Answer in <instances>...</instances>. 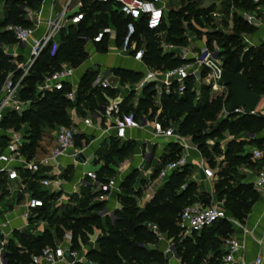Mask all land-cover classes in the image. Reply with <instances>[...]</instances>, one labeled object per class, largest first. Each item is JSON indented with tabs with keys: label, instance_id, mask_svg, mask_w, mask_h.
<instances>
[{
	"label": "trees",
	"instance_id": "trees-1",
	"mask_svg": "<svg viewBox=\"0 0 264 264\" xmlns=\"http://www.w3.org/2000/svg\"><path fill=\"white\" fill-rule=\"evenodd\" d=\"M42 1L3 0V14L0 16V88L10 72L14 74V81L19 79L20 71L17 69V65L22 63L21 57L12 58L3 51V46L16 44V40L7 28L16 25L24 28L32 27L29 21L25 19L24 8L39 5ZM79 1L81 3L79 13L83 16L82 20L78 24L70 25L60 31V41L55 54L52 56L50 54L51 46H47L35 61L29 75L21 82L19 98L23 101H31L30 107L21 114L8 113L1 122L2 129H19V127L27 124L29 128L28 138L21 148V153L28 159H33L37 155V151L41 149V141L48 133L56 130L59 126H73L68 117V111L71 108L74 107L78 115L86 116L87 112L93 113L100 110L107 103V97H113V93L110 90H103L94 85L99 74V71L94 68L87 69L82 75L77 85L74 105L66 98V94L71 90V86L67 82H64V88L61 91L44 92L42 97H40L42 93L36 94L37 87L43 82L44 78L60 71L62 65L77 69L87 60L88 54L84 50V45L86 42L92 41L93 36H95L93 43L96 45L101 44V52H106L108 35L98 34V32L99 30H105L109 23L116 25L115 46L118 48L124 45L128 29L130 30V28H132V35L129 37L127 49L134 42L138 43L140 41L139 38L143 37L145 39L142 62L147 67H152L157 71H161V69L167 71L175 68L176 64L182 63L174 55L163 53L159 47L155 36L162 26L158 31H150L147 29L143 18L138 22L133 21L130 17L121 14L114 4L102 3L101 0ZM237 1L235 0L234 4H237ZM239 6L245 10L253 11L255 9L248 0H243L239 3ZM91 18L96 22L95 26L87 25L86 22ZM233 28L235 31L240 32L239 35L236 33L230 35L215 33L211 34V36L224 39V46H228V44L238 38H240L239 42H241L240 35L244 31L250 30V27L242 21L240 16L235 19ZM169 41L176 42L173 38H169ZM134 52H136L135 49L132 54ZM222 56L224 58L222 62L224 71L245 77L248 81L250 92L264 96V44L258 48L243 50L242 43H239L236 49L232 51L228 49L222 53ZM110 72L120 77L123 83L131 85L138 83L143 77L140 72L123 69H112ZM240 72L241 74H239ZM192 81L190 77L185 81V89L182 95H178L176 92L163 93L160 97L159 107L155 104V84L148 83L142 88V98L139 100L137 107L133 108L130 104L126 107V102L129 101L126 99L124 101L126 104L122 105L121 109L125 115H130L135 120H140L146 115L152 120L158 109H160L159 119H161L164 127L183 118L179 123L177 133L182 136H190L193 143H198L204 157L211 164L212 159L204 145L207 137L201 135L202 122L199 116L203 111L205 112L203 116H208L211 113L213 104L206 103L202 107L191 106V101L194 98ZM175 89L176 84L173 83L172 90L175 91ZM129 96L128 99H130ZM224 125L226 126V128L224 126V129L233 136H239L242 132H245L252 138L247 143L232 141L227 145L225 153L221 155L223 157L222 164L224 163L225 167L217 173L222 185L226 181L232 180L228 175L236 173L238 167H258L257 163L251 161L250 154H242L241 150L247 145L255 148L264 143V138L256 139L255 137L264 129V117L232 115L230 120L225 122ZM82 141L84 145L90 142L89 138L84 135L75 136L76 143L82 144ZM133 146L134 144L131 142L120 143L116 139H109L108 147L105 143L102 144L97 153L104 164L97 172L98 181H104L109 176H112L114 171L111 167L115 164V160L123 162ZM171 147L175 148L177 145H171ZM233 150H237L238 153L234 154ZM102 152L103 154H101ZM166 155L167 152L163 153L161 159H166ZM184 168L175 170L170 174L152 200L146 204L143 212L138 211L134 199L130 197H140V193L134 192L132 189L136 179L135 172L127 175L120 183V188L126 197H119L122 207L114 211L113 217L105 216L101 218L99 213L104 209L105 202H97L98 193L87 191L84 201L80 205L81 209L74 208L59 218H48V225L54 227V235H51L48 230L38 236H26L22 233L14 232L13 235L19 245L18 247L12 245V253H4L8 264H29L31 255L39 254L46 244H53V236L61 239L64 230L71 232V252H78L82 245L88 241L89 236L93 234V226L102 231V236L97 241L96 247L85 255L86 260L91 264H163L162 254L146 246L155 241L156 235L147 228V224L144 221L147 220L151 224L156 225L159 231L166 230L171 232L174 229L180 230L177 223L182 210L190 205L188 203L196 200L195 183L191 182L183 189H179L186 176ZM19 174L24 182L30 181L29 191H34L32 196L43 201V207L32 213V215L39 216L46 204L51 201L52 196L44 199L41 195L36 194L37 183L40 179L38 175H31L29 172L21 170H19ZM5 178L4 174L0 175V181ZM248 188H252V186L250 184L237 183L231 189L225 188L219 192V196L225 197L226 202L236 199L234 203L228 204V207L231 208L230 214L241 223L246 220L247 213L252 208V205L246 203L245 192ZM200 196L202 197L201 204L208 206L210 203L209 194L201 193ZM85 208L87 210H84ZM80 212L83 213L80 215ZM216 229L226 232L229 238L235 232L233 226L227 221H218L210 228L203 229L200 232V237H196V241L206 240ZM191 235L195 236L197 233L193 232ZM189 237L190 239H185L182 242V248H178L177 251L181 264H202L204 259L199 254H196L199 247L192 244V237ZM9 244L12 243L9 242ZM210 250L212 256L204 261L205 264H222V258L226 254L225 249L223 251L218 248L211 249L210 246Z\"/></svg>",
	"mask_w": 264,
	"mask_h": 264
},
{
	"label": "rangeland",
	"instance_id": "rangeland-1",
	"mask_svg": "<svg viewBox=\"0 0 264 264\" xmlns=\"http://www.w3.org/2000/svg\"><path fill=\"white\" fill-rule=\"evenodd\" d=\"M234 1L233 0H200V1L169 0L168 1L167 11L162 24V28L156 34L155 39L159 47L162 49L163 53L172 54L174 55L175 58L177 57L181 60L182 63L176 64L175 67H178L183 63H187L190 65V67L196 69L198 67L197 60L199 59L201 55V51L204 48H206L210 53L216 54L219 60L223 62L224 58L222 56V53L227 51L228 49L232 51L237 48L239 43H242V40L241 42H239L240 38H238L239 40L237 39L234 42L228 44V46H224L225 43L224 39H219L217 36H211V34H215V33H220L223 35H230L236 33L237 35H239L240 32L235 31L233 28L235 19H237L239 17V14L241 13L245 12L252 14V11L245 10L239 6V3H241L243 0H238L237 4H234L235 3ZM75 2L76 0H74L73 3ZM43 3L44 0L39 5H35L29 8L28 7L24 8L25 17H29L28 19H32V20L29 21L27 18L25 19H27L31 24V26L34 28H36L38 25V24L35 25L34 23L36 21L40 22L39 9L42 7ZM189 3L191 4L189 5ZM191 7H193V9H191ZM2 14L3 11L1 10V6H0V16ZM34 18L37 19L35 22H34ZM86 23L87 25L89 24L92 26L96 25V22L92 18L88 20ZM98 34L108 35L106 42L107 43L106 52H101L102 50L101 44L96 45L95 43H93V41L95 40V36H93L91 39L92 41H88L84 45L85 52L89 54L87 60L84 61V63H82L79 66V68L83 69L88 64L90 63L92 64L93 62L95 64H99L104 69L112 67L114 65L116 66L118 63H120L121 65H128V62L129 63L131 62L130 66L132 67L139 66V64L136 63V61L133 59L137 55L135 53L143 50V46L145 45V39L143 37L139 38L140 41L138 43L134 42L133 44L129 45L127 49L128 52L125 53V51L122 52L124 50L123 49L124 45L119 48L117 46L116 48H114L115 35H116V25L114 23L113 24L109 23L108 27L105 30H99ZM129 34L131 36L132 31L130 32V30L128 29V34L126 38L128 37ZM169 38H173L176 42L169 41ZM178 41L179 42L181 41V43H179ZM8 46L10 45H7V47ZM134 49L136 52L132 54V51ZM3 51L6 54L7 49L3 47ZM96 52L100 54H97ZM126 54L127 56H124ZM148 69L150 71H157L152 67L151 68L148 67ZM199 71L201 74L200 77L199 76H197V78H194L193 76L190 77L193 80L192 91L194 93V98L191 101V106L202 107L206 103L213 104L211 113H209L208 116H203V113H205L204 111L199 116L202 122L201 135L207 137L205 139L204 145L210 154V158L212 159L211 164L208 162V159L204 157L202 150L199 148L198 143H193L192 138L190 136H182L181 134H178L181 138L184 139V140H180L183 143V146L175 142V139L171 141H163V142L158 141L159 145H162L165 149V152H167L166 159H161V156L160 158H157L158 157L157 153L155 152L151 153V151H147L145 150V148L141 149V146H139V144L134 145L125 156L123 162H119L118 160H115V164L112 165L111 167L114 171V174L109 177L116 178V174H119L122 171L124 162H128L129 164L128 171L125 173L126 174L128 173L127 175L131 174L132 172L136 173V179L132 186V189L134 192L140 193L139 198H136L134 196H130V197L134 199L138 211L143 212L147 203L144 205L143 204L140 205L141 202H139V200L141 199L142 201L144 192L148 188L149 189L152 188L153 185L157 186V188L155 187L156 188L155 194L161 188L162 185L160 184L161 181L159 180L160 171L169 163L178 161L182 158L186 159L185 157L186 151H182V149L183 150L187 148L192 149L194 150L193 158L196 159L198 157L197 159L198 161H192L188 158L186 159V161L189 164H187L184 168V170L186 171V176L184 177V180L180 184V188H179V189H183L189 183L191 182L195 183L196 200L195 202H191L188 204L190 205L198 204V203L201 204L202 203V197L200 196L201 193H207V191H210L211 196L209 195L210 196L209 205L220 203L224 208V210H226L229 213L230 217L236 220L240 225H244L245 221L241 223L230 214L231 208L228 207V204L234 203L236 199L234 198L226 202L225 197L219 196V192L225 188L231 189L232 187L236 186L237 183H243L249 185L248 182L252 179V176L249 174L244 175L241 172V166H240L236 170V173H232V175L230 174L228 175L229 177H231L230 179L232 180H228L222 185V182L219 181L217 173L225 167V164L224 163L222 164L223 157L221 155L225 153L227 149V145L232 141L235 142H241V140L247 141L248 134L242 132L239 136H233L226 129H224L225 126L224 123L229 121L230 118L232 117V115L227 114L228 104L232 97L230 87L222 88L215 86L212 83H208L206 80V71L202 68H200ZM161 72H165L164 69H161ZM239 74H241V72ZM38 93L39 91L37 89L36 94ZM42 96L43 93L40 95V97ZM128 100L129 103L134 101L133 99H128ZM257 113L258 114L256 116L264 117V113L261 112H257ZM182 119L183 118H181L176 122H171V124L169 125L171 128H173L176 135H177L179 123L182 121ZM158 120L161 122V119H159V117ZM2 130L4 132V135L6 132L14 130L15 134L22 136L24 139V143H26V140L28 138V131H29L27 124L19 127V129L10 128V129H2ZM258 135H255V137ZM88 138L90 141V137ZM176 140L178 139L176 138ZM8 141L9 139L6 136H1L0 149H3L7 145ZM41 142H42L41 144L45 146L48 142V139L45 141L42 140ZM152 143L154 142L152 141ZM171 145H177V147L173 148L171 147ZM81 147L82 145L80 143L75 142L76 149ZM44 150L45 148L42 149V151ZM246 151L247 150L244 148L241 150V153L247 154ZM219 152L220 154H218ZM233 153L236 154L238 153V151L233 150ZM43 154L44 153H39L38 154L39 158L45 156ZM101 154H103V152ZM201 160H203L204 164L210 167L214 172V178L210 180L211 185L208 186L207 188H205L206 180L202 179V166L200 165ZM41 173L42 171H40L39 174L41 175ZM67 182H70V179H68ZM61 183L55 182L48 187H44L41 186L38 182L36 187L37 189L36 194L41 195L42 198L46 199L52 196L51 201L46 204L45 208L43 209V212L39 216L34 215L35 219L37 220V222L35 223H44L43 232L48 230L51 233V235H54V227H50L48 225V221H47L48 218L49 217L59 218L64 213L69 212L74 208L81 209L80 205L84 201L85 193L87 191L92 193V190L89 189V187L86 186V184L80 185L79 183H77V188H79V191H77L76 190L77 188L74 189L71 188L70 190H65L64 184ZM29 184L30 181L28 182L23 181V184L19 188V189L23 188V190L18 191L17 190L18 188L16 187L17 183L16 184L11 183L6 179L0 181V201L2 203L0 204V209H1L0 216H3L4 214L11 212L15 207H16L15 211L18 212L17 216L19 215L20 205H22L27 198V192L29 191ZM112 192L113 195L115 196V199L120 204V208H121L122 206L119 197H126V195L124 194L123 190H121L120 186L118 189H114ZM30 193H34V191H30ZM245 193H246V203L248 205H252V208L247 213L249 215L254 205L260 200L261 197L252 188H248ZM239 200L241 199L239 198ZM84 210H87V208H85ZM82 213L83 212H80V215ZM144 223L151 224L147 220H145ZM95 228L96 227L93 226V230ZM43 232L41 234H43ZM159 232L160 235L156 236L155 241L147 244L146 246L149 249L156 250L162 254V258L164 260L163 264H181V259L178 257L177 251L178 248H182L181 245L185 239L187 238L190 239L189 235L181 229L180 230L174 229L171 232H168L166 230ZM36 235L37 234L34 232L33 234H28L26 236H36ZM68 235H71V232L69 230H64V234L61 237V239L54 238L53 236L54 239L53 244H46V246H51V247L63 246V243L64 241L66 242ZM191 237H192V244L197 245L199 247L198 250L196 251V254H199L204 259V261L212 256L210 246L211 249L218 248L223 251V249H225L226 247V241L229 239V237H227L226 232H224L221 229H216L214 232H212L209 235V238L199 242L196 241V237H200V234L195 236L191 235ZM12 238L14 239V241L10 240L8 241V243H5V246L3 248L4 252L12 253L13 252L12 245L15 247L19 245L13 234H12ZM2 240H3V236L2 237L0 236V241ZM9 242H11L12 244H9ZM82 246L83 247H81V249L78 251V257H77L78 263L91 264L89 261L86 262L87 260L84 259L83 257L86 253L91 251L89 239ZM168 256H170V258H167ZM204 261L202 264H205ZM17 263H19V261H17Z\"/></svg>",
	"mask_w": 264,
	"mask_h": 264
},
{
	"label": "built area",
	"instance_id": "built-area-1",
	"mask_svg": "<svg viewBox=\"0 0 264 264\" xmlns=\"http://www.w3.org/2000/svg\"><path fill=\"white\" fill-rule=\"evenodd\" d=\"M51 2V9L56 2L59 0H49ZM74 0H66L61 6V10L51 17L45 25V30L40 36L35 35V28L29 27L24 28L21 26H9L7 28L16 40L17 45H28L29 52L24 61L17 65V69L20 71V77L18 80L14 81L13 72L7 74L3 84L0 88V129L1 122L10 112H15L21 114L24 110L28 109L31 105V101H23L19 98V91L21 90V82L26 78L35 61L39 58L42 51L47 47L51 46L50 54L53 56L58 48L60 41V31L66 29L70 25H76L82 20V15L79 13L69 14ZM169 0H101L102 3L114 4L119 12L126 17H130L133 21H140L142 18L145 20L146 27L150 31H158L164 21L167 3ZM255 9H258L264 4V0H248ZM78 7L81 8V3H78ZM80 10V9H79ZM243 22L247 25H252L255 21L253 14L241 13L239 14ZM27 19L29 17H26ZM31 18V17H30ZM30 20V19H28ZM132 28H130V32ZM125 45V44H124ZM124 49V46H123ZM127 49L123 50L126 51ZM144 50H141L135 56L137 61H142ZM198 69L202 68L206 71V80L208 83H212L215 86L222 87L218 85V80L221 75L222 62L219 60L216 54L210 53L206 48L201 51V55L197 60ZM73 68L62 65L61 70L57 71L49 76H46L43 82L37 87L39 93L51 92V91H61L64 88V82L74 73ZM196 70L190 67L189 64L183 63L182 65L175 67L171 70L165 72L161 71H150L147 70L143 73V77L136 84H124L122 85V97H107V103L94 114V121L96 122L98 117L107 118L111 122L114 135L116 140H125L127 131H133L136 129H150V134L153 142L158 141H171L175 139V142L181 144V138L178 133L176 135L173 128L170 126L164 127L162 123L158 120L160 109H158L156 115L152 120L149 116H143L140 120H135L130 115H125L122 112L121 104L124 98L132 93L142 92L144 85L148 83L155 84L156 90V106L160 105V97L163 93L170 94L176 92L178 95H182L185 89V81L194 76ZM109 77H113L112 72L103 71L99 72L94 85L100 87L103 90H116L119 86L111 85L108 82ZM68 83V82H67ZM173 83L176 84L175 91L172 90ZM121 88V87H120ZM67 100H69L73 105L76 101V91L71 87V90L66 94ZM71 113H75V108H71L68 111V117L72 121ZM227 114L230 115H251L256 116L257 110L247 113L244 108H238L231 112L227 110ZM84 127L93 126V118L84 117L82 120ZM78 132L74 127L59 126L53 133L54 144L47 151L45 156L33 159H28L21 153V148L24 144V139L22 136L15 134L14 130L5 133V136L9 139L5 148L0 151V175L4 174L6 180L16 184L17 190L21 191L23 188L19 189L23 184V180L19 174V170L27 171L31 175H39V184L44 187H48L51 184L58 182L52 181L49 175L53 169L57 168L59 165V159L62 157L70 156L73 160L78 154H82L83 150H76L75 148V136ZM176 138L178 140H176ZM153 143V144H154ZM146 145H149L147 142ZM250 159L253 163H258L264 160V143L260 146L255 147L250 152ZM187 164H189L185 158L178 161L167 164L159 174V180L163 183L170 174L178 169H182ZM202 166V174L205 180H212L214 178L213 170L204 164L203 160L200 161ZM45 170L44 175H40V171ZM49 169V170H47ZM248 174L252 176V179L248 182L253 188V190L260 196L264 197V166L257 168H251ZM85 178V177H84ZM86 178L90 180L94 187L95 192L98 193L96 197L97 202L107 201L108 196L114 189H118V181L116 178H106L104 181H98L96 173H88ZM85 178V179H86ZM211 196V193H210ZM43 207V201L41 199L32 196L30 191L27 192V198L25 203V213L22 215L23 219L29 221L32 217V213ZM218 221H227L235 229H242V226L234 220L229 214L224 210L220 203L211 204L208 206H203L202 204H193L185 207L181 214L179 221L177 223L178 227L185 231L186 233L192 234L200 233L203 229L210 228L214 223ZM147 228L156 236L160 235V232L156 225L147 224ZM67 247L64 246H46L39 254H34L30 256L29 264H58L66 263L64 255L66 252L74 258L72 264L78 263V252H71L70 243L71 235H68ZM5 246L4 241H0V264H8L3 248ZM242 250V245L233 237H230L226 241L225 251L226 254L222 258V264H264V253L259 250L256 257L251 261H246L243 258H237V254ZM88 262V261H86Z\"/></svg>",
	"mask_w": 264,
	"mask_h": 264
},
{
	"label": "crops",
	"instance_id": "crops-1",
	"mask_svg": "<svg viewBox=\"0 0 264 264\" xmlns=\"http://www.w3.org/2000/svg\"><path fill=\"white\" fill-rule=\"evenodd\" d=\"M0 1H2L0 5L1 10H2L3 0H0ZM65 1L66 0H59L58 2L54 4L53 9H51V2L49 0H44L42 7L39 9L40 22L36 21L37 19L34 18V22L36 21L34 24L35 25L38 24L37 27L35 28L36 36L42 35V33L45 30L46 22L61 10V6L65 3ZM78 3H80L79 0H76V2L73 3L69 14L75 15V13L79 11L80 8L78 7ZM252 14L255 17V21L253 22L252 25H248L250 27V30L244 31L240 35L241 40H242L243 50H248L250 48H258L264 44V4L260 6L258 9H254L252 11ZM3 47L7 49V52H6L7 55L11 56L12 58L21 57L22 62L24 61L25 57H27L28 52H29L28 45H23V44L22 45L13 44L8 47L7 45H5ZM114 48H116V46H114ZM127 52L128 50L125 51V53ZM97 54H100V53H97ZM124 56H127V54ZM133 60H135L136 63L139 64L138 67H132L130 66L131 62L130 63L128 62V65H121L120 63H118L119 65L117 64L116 66L114 65L112 67L104 69L99 64H95L93 62L94 64L90 63L83 69L81 68L75 69L74 73L68 79L67 82L76 91L77 85L82 75L87 69H91V68L97 69L100 73H102L103 71H107V70L110 71L112 69H117V68L127 70V71L140 72L142 74L145 73L147 70H149L148 67L142 61L141 62L137 61L135 58ZM195 70H196V73L193 77L194 78H197V76L200 77L201 74H200L198 67ZM112 74H113V77H109L108 82L111 85H116L118 83L121 88L118 87L116 90H110V91L113 93V97H117V96L122 97L121 95L123 92L122 85H124L125 83H123L120 77H118L114 73ZM129 97L130 99H133L134 101L131 103L127 101L126 102L127 104H126L124 101L126 99L128 100V96H127L126 98L123 99L121 107L122 105L124 106V104H126V107H128V103L132 105V107L134 106L137 107L139 100L142 98V92L132 93L130 94ZM256 110L257 112L264 113V96H262V99L258 107L256 108ZM96 112L97 111L93 113L87 112L86 116L78 115L76 110H75V113H71V116L73 118L71 121L73 124L72 127L76 129V131L78 132V135H84L86 137H90V142L87 145H84L82 141V144H81L82 147L76 149V150H83L82 154L85 157V163L80 164L76 162V160H73L70 156L62 157L58 161L59 162L58 167L53 169V171L49 175V178L52 181L55 182L58 180V183L62 182L61 184H64L65 190H70L71 188L72 189L77 188V183H79L80 185L86 184V186H88L89 189L92 190V193H95V187L93 183L86 178V175L88 173H93V172L97 174V172L100 170V168L104 164L103 160L98 157V153H97L100 146L105 143L106 146L108 147L109 139H115L113 137L114 129L109 119L98 117L97 121L96 122L94 121L93 116ZM84 117L93 118V126L84 127L82 124V120L84 119ZM54 131L48 133V135L44 137L43 140L45 141L48 139V142L45 146L43 144H40L41 149H39L37 152L44 153L43 155H45L47 151L53 146ZM1 136H5L2 128L0 129V137ZM251 138L252 136L248 135L247 141H244V140H241V141L247 143L251 140ZM263 138H264V130L258 136H256V139H263ZM152 141L153 139L150 134V129L145 128V129H136L133 131H127L126 139L121 140L119 142L120 143L131 142L134 145L139 144V146H141V149L145 148V150L151 151V153H154V152L157 153V156H158L157 158H160V156L162 157L163 153H165L164 147L162 145H159L158 142L153 144ZM147 142H149L150 146L146 145ZM43 148H45L44 151H42ZM244 148L247 150L246 151L247 154H250L251 150L254 147H252L251 145H247ZM0 151H2V149H0ZM182 151H186L185 152L186 159L188 158L192 161H198L197 160L198 157L196 159L193 158L194 150L187 148L184 150L182 149ZM39 153H37L35 157L39 158V155H38ZM128 165H129L128 162H124L122 171L119 174H116V179L118 181L119 186L122 180L128 174V173L127 174L125 173L128 171ZM257 165L258 167L264 166V160L261 162H258ZM0 167H1V164H0ZM249 169L251 168L247 166H241V172L244 175H248L247 171ZM45 170L46 169L42 170L41 175H44ZM68 179H70V182H67ZM202 179H204L203 174H202ZM160 184L162 185L161 182ZM210 185H211V181L206 180L205 188H207ZM155 187L157 188V186L153 185L152 188L150 189L148 188L144 192L142 201L141 199L139 200V202H141L140 205L141 204L144 205L148 203L153 198V195L155 194V190H156ZM76 190L79 191V188H77ZM207 193H209L210 195V191H207ZM25 203H26V200L24 201L22 205H20V211H19L18 216H17L18 212L15 211L16 207L11 212H8L4 214L3 216H0V236L1 237L3 236L2 241H4V243H8V241L10 240L14 241V239L12 238V234L14 232H19V233L26 234V235L33 234L35 232L37 234L36 236L41 235V233L43 232L44 223H35L37 222V220L35 219L34 215H32L29 221H26L23 219L22 215L25 213ZM0 204H2L1 201H0ZM117 209H120V204L115 199L113 192H111L107 198V201H105V207L99 213V216L101 218H104L105 216L113 217L114 211ZM241 226H242V229L240 228V229L235 230V233L232 236L242 245V250L237 254V258H243L246 261H251L256 257L259 250H262V252L264 253V197H261L260 200L254 205L251 213L247 216L244 222V225H241ZM187 234L191 236V234L189 233ZM199 234L200 233H197V235ZM101 236H102V231L98 228H95L93 230V234L89 236V243L91 246V250H93L96 247V243L101 238ZM68 245L69 243H68V238H67L66 242L64 241L63 246L67 247ZM85 255L83 256L84 259H86ZM58 264H66V263L62 262Z\"/></svg>",
	"mask_w": 264,
	"mask_h": 264
},
{
	"label": "water",
	"instance_id": "water-1",
	"mask_svg": "<svg viewBox=\"0 0 264 264\" xmlns=\"http://www.w3.org/2000/svg\"><path fill=\"white\" fill-rule=\"evenodd\" d=\"M129 36L130 34L126 38L124 50L127 49ZM218 85L223 87H230L232 97L228 104L229 112L238 108H244L247 113L252 112L256 110L262 99V96L250 92L248 81L245 77L228 73L223 69L221 70ZM75 160L80 164L85 163V157L83 154H78ZM167 258H170V256H168ZM64 259L66 264H72L74 262V258L71 257L68 252L65 253Z\"/></svg>",
	"mask_w": 264,
	"mask_h": 264
}]
</instances>
